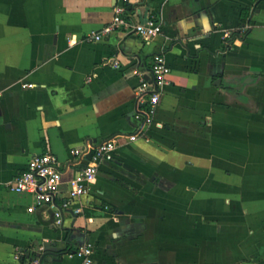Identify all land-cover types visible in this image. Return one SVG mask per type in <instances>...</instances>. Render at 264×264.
<instances>
[{
    "label": "crops",
    "instance_id": "0c3cea01",
    "mask_svg": "<svg viewBox=\"0 0 264 264\" xmlns=\"http://www.w3.org/2000/svg\"><path fill=\"white\" fill-rule=\"evenodd\" d=\"M114 4L0 0V264H82L81 245L91 264H264V0H129L132 22H158L152 39L86 41ZM158 51L168 83L147 139L129 141ZM108 139L114 159L70 198L82 162L70 150L88 158ZM45 152L62 169L61 226L10 189Z\"/></svg>",
    "mask_w": 264,
    "mask_h": 264
},
{
    "label": "built area",
    "instance_id": "2783aa9c",
    "mask_svg": "<svg viewBox=\"0 0 264 264\" xmlns=\"http://www.w3.org/2000/svg\"><path fill=\"white\" fill-rule=\"evenodd\" d=\"M129 0H115L112 8L111 20L96 31L89 32L84 39L86 41H99L104 35H108L117 29H125L138 34L145 40L152 39L159 32V24L152 17L138 23L131 21L128 15ZM226 37L229 35L226 34ZM110 66L118 67V62L113 61ZM170 67L166 63L164 53L158 51L151 56L149 74L150 79L140 78L136 88L138 100L144 106L143 111L138 114L140 127L138 133L127 137L134 141L138 137L147 139L146 128L152 123L156 106L159 102L163 87L168 83L167 76ZM26 86H32L28 84ZM2 91L0 90V97ZM117 145L115 139H108L97 143L90 151L89 157L85 158L86 149L74 148L70 153L82 161L76 176L71 181L70 198L85 195L89 192L90 186L97 175L98 165L102 161H112ZM62 178L60 161L53 153L45 152L33 155L27 167L20 172L10 183V189L17 193H30L34 197V203L27 208L28 212L34 211L36 207L45 205L54 209L53 218L56 226L63 224L62 209L54 205V199L58 193L59 184ZM66 206V203L64 204ZM74 254L82 257V264H91L93 247L81 245Z\"/></svg>",
    "mask_w": 264,
    "mask_h": 264
},
{
    "label": "trees",
    "instance_id": "16d2710c",
    "mask_svg": "<svg viewBox=\"0 0 264 264\" xmlns=\"http://www.w3.org/2000/svg\"><path fill=\"white\" fill-rule=\"evenodd\" d=\"M242 20L244 21V16H243ZM239 36H240L239 32L237 31V32L231 33L230 37H228L227 40L230 43L233 40L234 37H239ZM68 252H71V250H69Z\"/></svg>",
    "mask_w": 264,
    "mask_h": 264
},
{
    "label": "water",
    "instance_id": "95a60500",
    "mask_svg": "<svg viewBox=\"0 0 264 264\" xmlns=\"http://www.w3.org/2000/svg\"><path fill=\"white\" fill-rule=\"evenodd\" d=\"M217 81L219 82V79H217ZM240 86H241V83H240L239 85H237V86L235 87V89H236V90H239Z\"/></svg>",
    "mask_w": 264,
    "mask_h": 264
}]
</instances>
